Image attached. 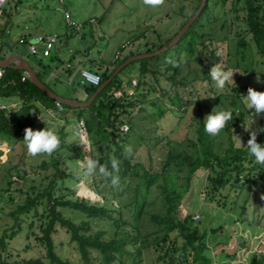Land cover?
Wrapping results in <instances>:
<instances>
[{
	"label": "rangeland",
	"instance_id": "374dc122",
	"mask_svg": "<svg viewBox=\"0 0 264 264\" xmlns=\"http://www.w3.org/2000/svg\"><path fill=\"white\" fill-rule=\"evenodd\" d=\"M19 2L20 4L15 7L17 0H10L5 6V10L10 15V29L12 30L10 39L16 37L20 31L24 30L25 26L38 29L47 35L60 34L66 29L68 33H71V29L64 19V12L68 11L74 22L80 25L84 22L88 24L85 30L79 29L80 37L85 35V40L79 42L90 48L89 58L98 64L102 60L110 62L116 51L128 55V50H130L129 53L140 52L142 54L148 47L158 48L177 33L193 12L194 7L198 5L197 0H159V3L156 4L150 3L149 0H64L63 3L58 0H19ZM233 4L237 10L236 13L228 12L227 6L224 8L219 0L210 2L209 19L212 17L215 20L211 26H204L203 39L207 48L200 46L194 59L187 60L185 54L182 55V64L179 75L176 77L178 85H173L168 81L169 74H164V68L160 67V73L151 82L154 83L152 87L155 88L148 90L147 102L141 106L142 109L147 110V113L138 114L136 112L133 118L126 123L131 131L129 134H124L130 139L124 149L127 146L132 148L131 155L124 151L126 159H132L133 163H146V153L150 151L153 153L152 167L155 171H160L168 149L193 154L195 152L193 144L196 143V131L199 126L197 117L199 99H202L200 105L203 107L204 117L217 106L218 108L214 111L231 108L235 113L233 118L243 119L245 122V127L241 128L240 133H234V135L239 136L243 143L247 142L249 137L245 130L248 129L252 117L247 112L242 98L232 97L230 88L231 86L244 88L241 96L247 94L245 89L248 88L264 92V59L257 54L251 36L246 32L244 0H233ZM100 19L101 22H98ZM91 20L95 26L89 25ZM2 21L5 23V19ZM239 39H244L247 42L245 49L239 47ZM70 42L72 48L78 44L77 39ZM125 43L130 44V47L124 50L122 44ZM11 46L13 47L10 50L25 57L33 65V62L23 54V46L18 43ZM211 53L215 54L219 60L213 58ZM62 55L65 56L66 51H63ZM220 61L237 72L233 74L234 84L229 82L223 91L218 90L211 80V83H208L203 73L204 71L209 73L210 68ZM131 65L122 73L124 80L128 83L130 79L138 77L136 66ZM203 65L206 70L203 69ZM135 80L137 81V79ZM52 88L60 95H64L71 89L64 84ZM75 89L79 95L78 99L85 102L86 97L81 96L84 95L83 90L78 87ZM145 91L146 89H143L142 93L144 94ZM175 93L180 95L184 104L181 111L170 102ZM220 95L222 98L217 99ZM157 99L161 101L159 102L160 106L168 109L166 115L160 119L154 117L155 113L149 108L150 104L148 103ZM233 100L235 106H231ZM187 102H192V104L186 106ZM82 115L85 116L84 113ZM254 120L253 129L261 127L260 118L254 117ZM46 127L54 129L60 138V146L54 151L55 155L44 153L32 155L23 144L9 145L7 159L5 163L0 164V238L5 230L14 227L15 220L10 214L22 205L25 198L24 192L31 191V189L41 190L46 187L48 181L45 180V176L52 174V167L50 166L47 170H39L38 167L43 161H50L53 156L62 163L61 169H67V172L75 173L80 177L81 182L77 185H73L71 181H66L65 184L66 187L75 191L78 198L98 204H102L104 201L108 202L113 210L121 208L123 220L133 224L134 209L130 203L138 182L131 180L127 184V180H125L114 184L111 178L98 172L95 175L85 173L80 164L82 160L77 159L80 151L84 152V156L91 155L92 157L96 155V157H101L105 155V151L100 148L97 154H92L88 145V153L85 152L83 145L86 138L84 140L81 138L83 134L79 132L77 120H73L71 126L64 125L63 131H67L65 137L61 134L59 125L48 123ZM213 139H215L214 151L223 154L230 145V137L226 133V128ZM167 142H169L170 148H167ZM232 142L235 144L233 136ZM17 174L22 177H18L19 186L13 184ZM172 175L177 176L179 186H186L185 171L174 170ZM207 176L209 173L203 170L194 175L189 190L178 208V216L181 219L187 214L193 215L195 222L197 217L199 218L197 224L202 225V229L207 233L205 239L208 247L207 257L213 261V264H249L253 255L264 256V218L257 220L259 224L254 222L248 225L245 216L249 218L252 214L251 210L243 218H240V208L248 205V202L245 201L249 195L247 197V193L242 192L235 198L236 192L231 191L232 198L228 203L236 201L234 211L208 203L203 199ZM9 180L13 185L8 186ZM20 190L21 192H19ZM253 195L251 194V196ZM251 196L249 203L253 202ZM161 198L160 190L153 189L148 197L147 214L162 212ZM257 205L264 208V199L260 196H258ZM113 215L117 217L115 212ZM24 221L21 224L22 230L12 240L7 251L13 255L14 259L44 257L45 251L35 238L40 235L37 223L34 222L35 219L29 216L25 217ZM31 223L35 224L32 230L29 229ZM104 227L108 230L107 226ZM219 227H221L220 231ZM140 229L142 242L144 241V264H154L156 255L153 253L151 244L152 241L161 237V233L150 223L148 215L143 217ZM216 229L218 232L213 235L211 231ZM27 235L29 239L26 238ZM53 240L56 246L55 252L60 258L72 264H82L75 245L69 242L63 230H60ZM27 246L30 249L26 250ZM0 255L4 256L2 251H0ZM92 257V264H100L95 260L98 258L97 254H92ZM45 262L48 264L47 260Z\"/></svg>",
	"mask_w": 264,
	"mask_h": 264
},
{
	"label": "trees",
	"instance_id": "16d2710c",
	"mask_svg": "<svg viewBox=\"0 0 264 264\" xmlns=\"http://www.w3.org/2000/svg\"><path fill=\"white\" fill-rule=\"evenodd\" d=\"M211 1L207 0L196 21L173 48L158 56L133 63L138 72L137 86L133 89L135 91L133 96L129 97L123 90L124 78L122 73L127 68L112 80L88 108L77 109L62 104L57 107L56 101L39 90L29 79L23 81L22 72L13 69L4 70V76L0 81V99L16 98L21 101V107L11 112H0V141L7 142L12 146L16 144L25 145L23 142L24 129H32L35 125L39 106L46 109L51 108L58 114L64 110L76 111L78 121L83 120L84 122L91 153L97 154L100 148L105 151V155L101 157H96V155L93 158L99 160L103 165H109L113 158L119 159L121 162L118 173L119 181L127 180V184H129L131 180H134L138 184L134 188L130 203L134 209L132 224L123 220L121 208L113 210L108 202L104 201L102 204H98L78 198L75 191L66 187L65 184L66 181H71L73 185H77L81 182L80 177L75 173L67 172V169H61L62 163L57 158L53 156L50 161H43L38 169L47 170L51 166L53 172L50 176H45V180L48 181L46 187L41 190L31 189V191L24 192L25 198L22 205L10 214L15 220V224L13 228L5 230L0 238V251L4 255L3 257L0 255V264H47L46 260L48 264H72L60 258L55 252L56 246L53 237L60 230H63L69 242L75 245L82 264H92V254L98 255L95 260L100 264H144V241L142 242L140 228L145 215H148L150 223L161 233V237L152 241L151 244L153 253L156 255L154 264H213V261L206 255L208 250L205 243L207 233L202 229V225L194 221L193 215L187 214L183 219L178 216V208L189 190L191 180L201 170L209 173L206 179V190L203 191V199L206 202L216 204L222 209L234 211L236 201L228 203L229 199L232 198L231 191L236 192L235 198L242 192H246L247 197L254 194L255 196H251L253 202L249 203L248 197L245 201L248 202V205L240 208V218H243L250 210L252 212L250 217L245 216L248 225L254 222L259 224L257 220L264 218V208L257 205L258 196L264 199V166L257 164L247 155L245 149H238L232 142V132L233 134L240 133L241 128L245 127V122L243 119L234 117L228 123L226 133L230 137V145L223 154L216 153L214 151V137L209 136L204 131L203 107L200 105L202 99L197 102L199 126L196 131V143H192L195 147L193 154L168 149L160 171H155L152 167L153 153L150 151L146 153V163H133L132 159H126L124 153V146L130 141L125 135L130 133L131 128L129 127L127 133L121 132L120 129L133 118L134 113H147V110L142 109L141 106L147 102L148 90L155 88L152 87L154 83L151 82L160 73V67L164 68V74H169L168 81L173 85H178L179 82L176 77L179 75L182 55L185 54L187 60L194 59L200 46L207 48L203 39L204 26H211L215 20L212 17L209 19ZM219 1L224 8L227 6L228 12H237L233 0ZM200 2L201 0H197V7H194L193 12L177 33L158 48L155 46L148 47L142 54H151L169 43L186 22L194 16ZM18 4H20L19 0H17L15 7ZM244 10L246 13V32L251 36L257 54L264 59V0H244ZM225 14L227 13L225 12ZM3 19H5V24L0 28V61L7 59L12 53L10 52L12 51L10 50V36L7 34L9 27H11L10 15L6 10H4ZM98 22H101V19ZM87 25L84 22L81 28L85 30ZM89 25L95 26L91 23ZM73 31L78 32L79 29ZM238 44L242 49L247 47V42L244 39H239ZM142 54L140 52L129 53L121 60L113 63L110 70L105 69L102 72L96 70L95 73L101 78L100 86L127 59ZM211 56L217 58L213 53ZM32 59L41 67L45 59L51 64L59 61L56 55L45 59L36 57H32ZM217 60L219 59L217 58ZM203 69L206 70L204 65ZM203 73L205 80L211 83L210 78L207 77L209 73L207 71ZM37 76L39 77V74ZM132 80L134 79H130L129 83L125 80V83L131 86ZM155 84L157 85V81ZM99 87H83L87 100L95 94ZM143 89H146L144 94L142 93ZM230 89L232 97L236 96L237 98H240L244 91V88L234 86H231ZM118 90L123 91L122 99H115L111 95L112 92ZM163 93L165 94V92ZM221 98V95L217 97V99ZM159 102L161 101L158 99L148 102L149 108L153 110L154 117L157 119L163 118L168 110L162 105L160 106ZM170 102L179 111L184 105L178 93L174 94ZM191 104L192 102H187L186 106ZM231 106H235L234 100ZM83 113L85 116L82 115ZM259 118L261 127H264V114H261ZM257 143H264V134L257 136ZM166 145L167 148L171 147L169 142ZM51 154L55 155V152ZM84 155V152L80 151L77 159L83 160ZM109 170H111L110 165ZM174 170L186 172L185 187L178 185L177 176L172 175ZM18 177L22 178L17 174L18 181L13 182L17 186H19ZM7 184L8 186L13 185L11 180ZM155 188L160 190L162 196V212L147 214L148 197ZM97 193L99 192L97 191ZM68 212L69 215H67ZM114 212L117 217L113 215ZM29 216L35 219L34 222L37 223L40 235L35 236V238L45 251L44 257L14 259L7 250L12 240L22 230L21 224L25 222V217ZM34 225L31 223L29 229L32 230ZM104 226H107L108 230L104 229ZM218 230L220 231L221 227ZM217 232V229L211 231L213 235ZM26 238L29 239V236L27 235ZM27 249L30 247L27 246ZM249 264H264V256L253 255Z\"/></svg>",
	"mask_w": 264,
	"mask_h": 264
},
{
	"label": "crops",
	"instance_id": "0c3cea01",
	"mask_svg": "<svg viewBox=\"0 0 264 264\" xmlns=\"http://www.w3.org/2000/svg\"><path fill=\"white\" fill-rule=\"evenodd\" d=\"M4 24L5 23L1 21L0 28L4 26ZM26 27L28 26H25L24 29ZM29 30L32 33V35L42 34V35L50 36V35L44 34V32H41L40 30L35 29L33 27L29 28ZM11 33H12V30L9 27L7 34L11 36ZM52 35H57L61 37L63 41L61 45H58L55 53L52 54L53 56L56 55L58 57L59 59L58 62H54L51 64L45 58L36 57L38 59H45L41 67L36 62H34V60L32 59V56L28 54L24 46L22 47L23 54L27 56L33 62V65L30 64L28 60H26L25 57H22L18 55L17 53H15L14 50L9 55L10 56L18 55L22 57L30 65L34 73L39 74V77L37 76V74L36 76L38 77L40 82L53 94L63 99H68V100L76 101L79 103H86L88 100H87V95L84 93V90H83L84 86L81 85L82 78L80 75V71L82 69H87V70L94 71V72L96 70H100L101 72L104 71L105 69L110 70L112 67V64L117 62V60H115V56H114L110 62H106L102 60V62L98 64V62H95L94 60L90 59L89 58L90 48L83 46L81 42H79V41L85 40V35L83 34L82 37H80L79 31L77 32V31L71 30V33H68L66 29V31H62L60 34H52ZM24 36H25V32L24 30H22L16 35V37L9 39L10 40L9 42H11V45H14L17 43L18 39ZM73 39L78 40V44L74 48H72L70 45L71 43L70 41ZM99 39H101L100 36H99ZM63 51H66L65 56L62 55ZM70 51H74V53L71 55ZM129 51L130 50H128V54H129ZM117 52L118 51H116L115 54ZM126 55L125 54L123 55V52H121V56L118 60H121ZM68 64H70V68H67ZM22 74L27 76V79H29L28 75L25 72H22ZM133 79H136V78H133ZM124 83H125V80H124ZM63 84L71 87V89H69L68 92L66 91L64 95H60L56 93L52 88V87H56L57 85H63ZM75 87H78L83 90L84 95H81V96L86 97L85 102H82V100L80 101L78 99L79 95L77 94ZM0 106L5 108L4 111L11 112L21 107V101L17 100L16 98L0 99ZM70 108H73V107H70ZM73 109H77V108H73ZM49 113H51V115H49ZM77 115L78 113L76 111L64 110L58 114L54 112L51 108L46 109L43 106H39V113L37 115V120L32 129L37 130L39 128V130H41L44 127H46L48 123L56 124V126L59 125L61 127V134L65 137L67 135V131H63L64 125L71 126L73 120L78 121ZM80 121H83V120H80ZM78 124H79V121H78ZM74 129H75V126H74ZM9 145L10 144H8L7 142L0 141V148H1L0 155H2L3 163H5L7 159V154L9 153V149H8ZM88 145L90 146L89 143Z\"/></svg>",
	"mask_w": 264,
	"mask_h": 264
},
{
	"label": "clouds",
	"instance_id": "9594fccd",
	"mask_svg": "<svg viewBox=\"0 0 264 264\" xmlns=\"http://www.w3.org/2000/svg\"><path fill=\"white\" fill-rule=\"evenodd\" d=\"M149 2L156 4L159 3V0H149ZM234 73H237L236 70L227 67L220 61L210 68L207 77L210 78L218 90L223 91L226 89L229 82L234 84L232 79ZM240 97L243 100V104L246 106L247 112L251 115L252 120L248 129L245 130L249 137L246 143H243L242 139L232 132L235 146L238 149H245L250 158L257 164L264 166V143H257V136L264 134V127L253 129V124L255 123L254 117H259L261 114H264V92H258L252 88H248L247 94ZM217 108L218 106L213 108L202 120L204 131L211 137H216L224 131L228 123L233 120L235 114L231 108L214 111V109ZM49 115H51V113H49ZM23 142L32 155L41 153L51 154L60 146V138L57 132L48 127H44L41 130L25 128ZM83 146L85 152H87L88 144L85 143ZM124 151L126 154L131 155V146H127ZM120 163L119 159L113 158L109 162L111 169L109 170V165L101 164L99 160L94 159L91 155L85 156L80 162L81 167L87 175H95L98 172L105 177H110L114 184L119 181L118 173L120 171Z\"/></svg>",
	"mask_w": 264,
	"mask_h": 264
},
{
	"label": "built area",
	"instance_id": "2783aa9c",
	"mask_svg": "<svg viewBox=\"0 0 264 264\" xmlns=\"http://www.w3.org/2000/svg\"><path fill=\"white\" fill-rule=\"evenodd\" d=\"M10 0H0V22L3 19V15H4V10H5V6L9 3ZM60 3H63L64 0H58ZM64 19L67 23V26L71 29V30H78L81 28V25L74 22L72 20V16L70 15L69 12H64ZM90 23H94L93 20L90 21ZM25 32V36L18 39L17 43L21 46H24L28 52V54L32 57H42V58H48L50 56H52V54L55 53L58 45H61L62 38L57 36V35H50V36H46V35H42V34H33L29 31V28L26 27L24 29ZM130 47V44L126 43L124 45H122V48L128 49ZM74 53V51H70V54L72 55ZM121 56V51H118L115 54V60H118ZM67 68H70V64L67 65ZM80 75L82 78L81 81V85L82 86H93V87H99L101 84V78L98 74H96L95 72H92L90 70L87 69H82L80 71ZM4 76V69H2L0 67V81L2 80ZM25 79H27V76H23L22 80L24 81ZM123 90L128 94V96H133L134 95V91L133 89L137 86V81L134 79L131 81V86H128L126 83H124L123 85ZM112 97L115 99H122L123 98V91H116V92H112L111 93ZM61 104L59 102H56V106L59 107ZM4 107L0 106V112L4 111ZM78 129L80 134L82 135V139L84 140L86 138H88L87 132H86V128L84 125L83 121H79L78 124ZM121 132L123 133H127L129 131V126L128 125H123L121 127ZM85 140V143L88 141ZM1 151V148H0ZM3 163V158L2 155H0V164ZM15 181H18V179L16 177H14ZM199 221V218L197 217V221Z\"/></svg>",
	"mask_w": 264,
	"mask_h": 264
},
{
	"label": "water",
	"instance_id": "95a60500",
	"mask_svg": "<svg viewBox=\"0 0 264 264\" xmlns=\"http://www.w3.org/2000/svg\"><path fill=\"white\" fill-rule=\"evenodd\" d=\"M207 3V0H201L200 6L197 10V12L194 14L193 17H191L184 27L178 32V34L165 46L158 49L157 51L151 53V54H142L137 55L135 57L127 59L124 63H122L111 75V77L103 83L98 90L95 92V94L92 95V97L86 102V103H79L76 101L63 99L55 94H53L51 91H49L38 79L36 74L34 73L33 69L30 67V65L20 56L18 55H12L8 57L7 59L0 61V67L4 70L6 69H13L19 72H25L28 75L29 81L35 85L39 90H41L43 93H45L49 98L53 99L56 102H59L62 105H66L73 108H88L97 98V96L112 82V80L125 68L130 66L132 63L152 58L155 56H158L169 49L173 48L180 40L181 38L187 33L191 25L196 21L202 10L204 9L205 5Z\"/></svg>",
	"mask_w": 264,
	"mask_h": 264
}]
</instances>
